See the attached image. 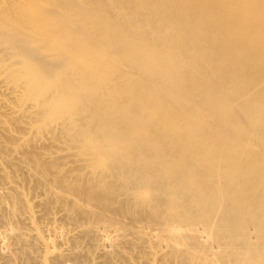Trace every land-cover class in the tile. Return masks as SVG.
I'll return each mask as SVG.
<instances>
[{
  "label": "bare ground",
  "instance_id": "obj_1",
  "mask_svg": "<svg viewBox=\"0 0 264 264\" xmlns=\"http://www.w3.org/2000/svg\"><path fill=\"white\" fill-rule=\"evenodd\" d=\"M35 254L264 264V0H0V264Z\"/></svg>",
  "mask_w": 264,
  "mask_h": 264
},
{
  "label": "rangeland",
  "instance_id": "obj_2",
  "mask_svg": "<svg viewBox=\"0 0 264 264\" xmlns=\"http://www.w3.org/2000/svg\"><path fill=\"white\" fill-rule=\"evenodd\" d=\"M13 180H17V178L16 179H13ZM20 182H21V184H20V187H21V190L24 192V193H26V195H28V196H30V194H31V189H29L28 187H27V185L26 184H23V182H22V179L20 178ZM23 187V188H22ZM30 198V197H29ZM8 216V214L7 213H5V216ZM7 216L6 217H4V218H7ZM37 223H38V225H41V223L39 222V221H37ZM40 223V224H39ZM18 225V227L19 226H21L19 223L17 224ZM51 248V249H50ZM55 249L53 246H50L49 247V251L50 252H53V250ZM35 256H36V254L35 255H33L32 257V259L31 260H29L28 262H29V264H33V262H34V264L36 263V264H38L37 262H35V260H36V258H35ZM17 261V262H16ZM16 263H14V264H26L25 262H23V261H21L20 259L18 260V259H16ZM50 264V263H49Z\"/></svg>",
  "mask_w": 264,
  "mask_h": 264
}]
</instances>
